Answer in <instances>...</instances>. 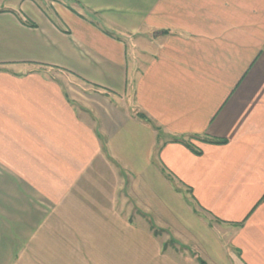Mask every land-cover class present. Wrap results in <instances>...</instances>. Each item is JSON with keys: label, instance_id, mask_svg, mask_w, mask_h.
Returning a JSON list of instances; mask_svg holds the SVG:
<instances>
[{"label": "crops", "instance_id": "0c3cea01", "mask_svg": "<svg viewBox=\"0 0 264 264\" xmlns=\"http://www.w3.org/2000/svg\"><path fill=\"white\" fill-rule=\"evenodd\" d=\"M122 240L264 264V0H0V264Z\"/></svg>", "mask_w": 264, "mask_h": 264}, {"label": "rangeland", "instance_id": "374dc122", "mask_svg": "<svg viewBox=\"0 0 264 264\" xmlns=\"http://www.w3.org/2000/svg\"><path fill=\"white\" fill-rule=\"evenodd\" d=\"M42 3H49L50 0H40ZM132 100V98H130ZM131 103V101H130ZM133 103V101H132ZM188 206H190V210L192 212L195 211V204L194 203H188ZM114 242V241H113ZM118 242V241H117ZM168 245L174 247L175 249H178L186 254V256L192 258L195 260L194 253L192 252V249L189 245L182 244L178 241L174 240H167ZM122 250H120L119 255H107L105 257V260H107V264H136V256L135 252L133 251V246L130 240H122L120 241ZM147 258L146 257H139V263L140 264H146ZM192 264L194 262H191ZM190 263V264H191Z\"/></svg>", "mask_w": 264, "mask_h": 264}, {"label": "trees", "instance_id": "16d2710c", "mask_svg": "<svg viewBox=\"0 0 264 264\" xmlns=\"http://www.w3.org/2000/svg\"><path fill=\"white\" fill-rule=\"evenodd\" d=\"M136 115L138 118L144 120V122L151 123L150 119H148V117H146V115L144 113L137 112ZM205 140L210 141V142H222L220 140H216V139H212V138H207ZM196 152H198V151H196ZM198 260H199L200 264H205V262L202 259L199 258Z\"/></svg>", "mask_w": 264, "mask_h": 264}]
</instances>
